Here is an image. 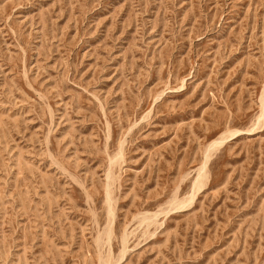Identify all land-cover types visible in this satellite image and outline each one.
Masks as SVG:
<instances>
[{
	"label": "rangeland",
	"instance_id": "1",
	"mask_svg": "<svg viewBox=\"0 0 264 264\" xmlns=\"http://www.w3.org/2000/svg\"><path fill=\"white\" fill-rule=\"evenodd\" d=\"M263 89L264 0H0V264H264Z\"/></svg>",
	"mask_w": 264,
	"mask_h": 264
},
{
	"label": "bare ground",
	"instance_id": "2",
	"mask_svg": "<svg viewBox=\"0 0 264 264\" xmlns=\"http://www.w3.org/2000/svg\"><path fill=\"white\" fill-rule=\"evenodd\" d=\"M261 109H260V113L258 115V118L261 116L263 118L264 116V89H263V92L261 94ZM260 124V123H258ZM257 124V125H258ZM224 134H220L218 137H216L215 139H213L210 143H209V147L210 145H213V144H216V143H219L223 138H224ZM205 157H206V154H205ZM202 167H203V163H202ZM203 169V168H202Z\"/></svg>",
	"mask_w": 264,
	"mask_h": 264
}]
</instances>
